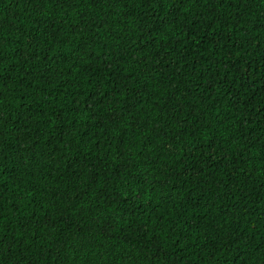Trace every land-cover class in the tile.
<instances>
[{"label": "trees", "instance_id": "trees-1", "mask_svg": "<svg viewBox=\"0 0 264 264\" xmlns=\"http://www.w3.org/2000/svg\"><path fill=\"white\" fill-rule=\"evenodd\" d=\"M0 264H264V0H0Z\"/></svg>", "mask_w": 264, "mask_h": 264}]
</instances>
